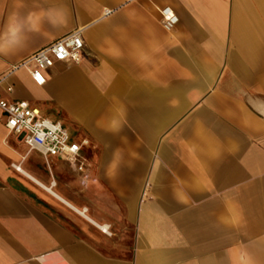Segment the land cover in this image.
<instances>
[{
	"label": "crops",
	"instance_id": "obj_1",
	"mask_svg": "<svg viewBox=\"0 0 264 264\" xmlns=\"http://www.w3.org/2000/svg\"><path fill=\"white\" fill-rule=\"evenodd\" d=\"M75 30L80 63L12 70ZM4 76L89 142L46 173L0 108V264H264V0H0Z\"/></svg>",
	"mask_w": 264,
	"mask_h": 264
},
{
	"label": "built area",
	"instance_id": "obj_2",
	"mask_svg": "<svg viewBox=\"0 0 264 264\" xmlns=\"http://www.w3.org/2000/svg\"><path fill=\"white\" fill-rule=\"evenodd\" d=\"M130 1V0H125ZM112 10H107L106 14ZM161 23L166 30L173 29L179 22V16L170 6L160 9ZM85 43L81 30H75L35 51L21 60L12 69H26L33 81L43 86L47 82L46 71L56 62L80 63ZM6 78L0 77V84ZM8 91L13 86L7 87ZM0 108L4 114V124L8 133L15 134L26 143L29 150L40 152L49 162L51 157L67 158L80 171L86 167V159L82 154L83 145L88 140L77 142L70 129L61 119L43 114L41 109L25 99H7L0 93ZM20 171L19 166L14 164Z\"/></svg>",
	"mask_w": 264,
	"mask_h": 264
},
{
	"label": "rangeland",
	"instance_id": "obj_3",
	"mask_svg": "<svg viewBox=\"0 0 264 264\" xmlns=\"http://www.w3.org/2000/svg\"><path fill=\"white\" fill-rule=\"evenodd\" d=\"M60 83H58L57 86H59ZM60 87V86H59ZM53 93L55 94V91H53ZM31 94L33 96H35L36 98H41V94L38 93L37 91H32ZM52 104V105H50ZM39 106H45L44 108L41 107L48 115L52 116V117H59V118H63V113L61 111H58L60 107H62L59 103L58 100H56L55 97L52 98V102L51 99L48 100H43L38 102ZM60 106V107H59ZM63 108V107H62ZM70 131L75 135L76 132L74 131V129L72 127H69ZM29 161L31 163H36L38 168L46 173H49L50 168H51V162H47L45 160V158L43 156H41V154L37 151H35L31 157L29 158Z\"/></svg>",
	"mask_w": 264,
	"mask_h": 264
},
{
	"label": "bare ground",
	"instance_id": "obj_4",
	"mask_svg": "<svg viewBox=\"0 0 264 264\" xmlns=\"http://www.w3.org/2000/svg\"><path fill=\"white\" fill-rule=\"evenodd\" d=\"M17 166H19V169H20V171H23V169L21 168V166L20 165H17ZM24 172V171H23ZM25 173V172H24ZM26 174V173H25ZM29 177H30V174H29ZM103 228H107L106 226H102Z\"/></svg>",
	"mask_w": 264,
	"mask_h": 264
}]
</instances>
